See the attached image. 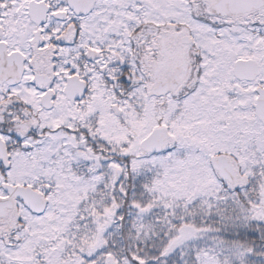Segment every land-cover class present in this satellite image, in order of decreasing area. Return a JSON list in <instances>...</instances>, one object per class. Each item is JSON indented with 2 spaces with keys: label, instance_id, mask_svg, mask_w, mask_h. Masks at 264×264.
I'll list each match as a JSON object with an SVG mask.
<instances>
[{
  "label": "snow or ice",
  "instance_id": "obj_1",
  "mask_svg": "<svg viewBox=\"0 0 264 264\" xmlns=\"http://www.w3.org/2000/svg\"><path fill=\"white\" fill-rule=\"evenodd\" d=\"M0 264H264V0H0Z\"/></svg>",
  "mask_w": 264,
  "mask_h": 264
}]
</instances>
